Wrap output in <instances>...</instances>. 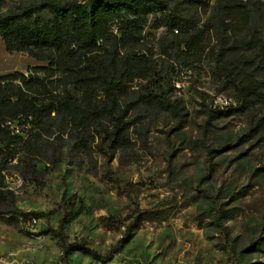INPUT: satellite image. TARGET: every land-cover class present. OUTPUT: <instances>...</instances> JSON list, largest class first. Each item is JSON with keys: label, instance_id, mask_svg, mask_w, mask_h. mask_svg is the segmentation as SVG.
<instances>
[{"label": "rangeland", "instance_id": "374dc122", "mask_svg": "<svg viewBox=\"0 0 264 264\" xmlns=\"http://www.w3.org/2000/svg\"><path fill=\"white\" fill-rule=\"evenodd\" d=\"M34 1L0 0V13ZM192 1L185 17L201 26L214 0ZM251 1L264 9V0ZM158 15L148 17L144 36L156 69L171 80L176 110L134 103L151 85L133 80L124 103L128 146L111 153L98 144L100 128L85 135L86 147L71 149L78 136L48 119L33 140L38 153L19 146L0 170V193H10L14 208L45 215L29 216L36 223L28 227L0 200V264H264V69L253 72L261 97L208 119V109L234 104L230 89L213 79L210 60L191 70L170 66ZM224 24L223 34L209 28L208 48L229 44L227 56L249 60L246 39ZM33 65L26 54L5 52L0 39V74L25 75ZM62 242L94 255L72 248L63 259Z\"/></svg>", "mask_w": 264, "mask_h": 264}, {"label": "trees", "instance_id": "16d2710c", "mask_svg": "<svg viewBox=\"0 0 264 264\" xmlns=\"http://www.w3.org/2000/svg\"><path fill=\"white\" fill-rule=\"evenodd\" d=\"M191 2L36 0L0 13V39L5 52L26 54L39 64L29 67L25 75L19 71L0 74V170L15 159L19 146L26 153H38L33 140L53 117L78 136L71 149H77V143L86 147L84 137L93 128H100L98 144L106 145L110 153L128 146L126 133L131 123L126 121L128 106L124 103L127 85L135 79L150 81L151 86L144 84L134 103L176 110V101L169 99L171 80L156 69L151 42L144 36L148 17L157 12L154 23L166 31L161 46L170 66L191 70L210 60L213 79L230 89L227 94L234 104L208 109V119L215 113L228 115L244 109L252 98L261 97V83L253 78L255 72L264 69L262 6L251 0H214L203 25L197 26L185 17ZM225 22L231 23L232 34L239 33L250 45L249 60L239 62L227 56L229 44L219 43L215 50L208 48L209 28L223 34ZM200 96L204 99L203 94ZM9 121L14 122L17 133L3 126ZM259 121L260 118L252 127H258ZM31 130L32 137L19 134L27 135ZM25 169L34 171L28 164ZM0 200H6L9 209L23 220L45 216L34 211L20 212L7 191L0 193ZM221 217L217 210L213 223L219 227ZM58 238L63 241L60 234ZM61 247L63 259L72 248L94 255L81 243L62 242Z\"/></svg>", "mask_w": 264, "mask_h": 264}, {"label": "built area", "instance_id": "2783aa9c", "mask_svg": "<svg viewBox=\"0 0 264 264\" xmlns=\"http://www.w3.org/2000/svg\"><path fill=\"white\" fill-rule=\"evenodd\" d=\"M222 103L224 106L226 105V101H223ZM3 126L7 127V129L10 130L11 132H15V133L18 132L17 127L15 126L14 122L9 121L7 124H3ZM25 226H28V227L31 226V219H28V218L26 219Z\"/></svg>", "mask_w": 264, "mask_h": 264}, {"label": "bare ground", "instance_id": "6f19581e", "mask_svg": "<svg viewBox=\"0 0 264 264\" xmlns=\"http://www.w3.org/2000/svg\"><path fill=\"white\" fill-rule=\"evenodd\" d=\"M227 105V104H226ZM8 123V122H7ZM6 123V124H7ZM31 222L33 223V224H35L36 223V221H35V219H31ZM34 226V225H33Z\"/></svg>", "mask_w": 264, "mask_h": 264}]
</instances>
